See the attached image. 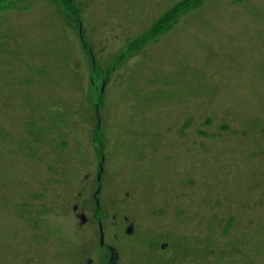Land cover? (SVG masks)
I'll return each instance as SVG.
<instances>
[{
    "label": "rangeland",
    "instance_id": "rangeland-1",
    "mask_svg": "<svg viewBox=\"0 0 264 264\" xmlns=\"http://www.w3.org/2000/svg\"><path fill=\"white\" fill-rule=\"evenodd\" d=\"M0 264H264V0H0Z\"/></svg>",
    "mask_w": 264,
    "mask_h": 264
},
{
    "label": "flooded vegetation",
    "instance_id": "flooded-vegetation-1",
    "mask_svg": "<svg viewBox=\"0 0 264 264\" xmlns=\"http://www.w3.org/2000/svg\"><path fill=\"white\" fill-rule=\"evenodd\" d=\"M129 230H131V228H129Z\"/></svg>",
    "mask_w": 264,
    "mask_h": 264
},
{
    "label": "trees",
    "instance_id": "trees-1",
    "mask_svg": "<svg viewBox=\"0 0 264 264\" xmlns=\"http://www.w3.org/2000/svg\"><path fill=\"white\" fill-rule=\"evenodd\" d=\"M166 18V17H165Z\"/></svg>",
    "mask_w": 264,
    "mask_h": 264
}]
</instances>
